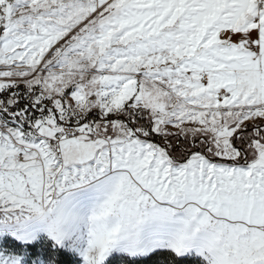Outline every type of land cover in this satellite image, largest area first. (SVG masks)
Wrapping results in <instances>:
<instances>
[{"label":"snow or ice","instance_id":"1","mask_svg":"<svg viewBox=\"0 0 264 264\" xmlns=\"http://www.w3.org/2000/svg\"><path fill=\"white\" fill-rule=\"evenodd\" d=\"M0 264H264V0H0Z\"/></svg>","mask_w":264,"mask_h":264}]
</instances>
